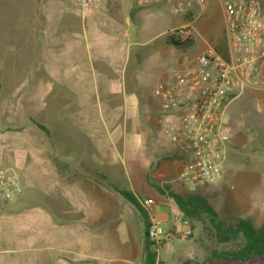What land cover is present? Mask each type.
Wrapping results in <instances>:
<instances>
[{
    "label": "crops",
    "instance_id": "crops-1",
    "mask_svg": "<svg viewBox=\"0 0 264 264\" xmlns=\"http://www.w3.org/2000/svg\"><path fill=\"white\" fill-rule=\"evenodd\" d=\"M36 3L37 11L25 12L20 27L26 42L35 45L34 61L26 64L23 54L8 78L0 76V151L9 154L8 167L30 172L27 184L35 189L20 209L11 206L24 199V191L0 208L8 219L0 223V264L193 260L192 238L174 234V216L182 211L173 194L191 193L178 178L183 155L161 130L163 110L154 91L220 39L205 36L203 49L173 46L168 34L176 27L163 13L170 9L163 2L111 0L89 10L73 0ZM216 8L198 9L196 31L211 26ZM253 91L260 114L264 90ZM231 141L238 149L239 142ZM124 192L140 202L152 200L143 208L147 217ZM141 214L145 226L151 216L162 220L160 243L143 231Z\"/></svg>",
    "mask_w": 264,
    "mask_h": 264
},
{
    "label": "built area",
    "instance_id": "built-area-1",
    "mask_svg": "<svg viewBox=\"0 0 264 264\" xmlns=\"http://www.w3.org/2000/svg\"><path fill=\"white\" fill-rule=\"evenodd\" d=\"M83 10L109 0H73ZM141 5L166 3L175 14L190 16L178 34L195 35L198 9L216 5L224 15L225 57L212 45L196 64L184 67L174 78L155 89L162 115L159 123L173 149L186 160L179 180L195 186L213 182L224 173L231 131L224 118L229 101L245 88L264 90V0H137ZM23 192L18 171L0 167V208L15 201ZM140 202V201H139ZM143 208L151 199L140 202ZM174 234L188 239L193 234L189 219L174 216ZM165 235L162 220L151 216L148 236L160 243Z\"/></svg>",
    "mask_w": 264,
    "mask_h": 264
},
{
    "label": "rangeland",
    "instance_id": "rangeland-1",
    "mask_svg": "<svg viewBox=\"0 0 264 264\" xmlns=\"http://www.w3.org/2000/svg\"><path fill=\"white\" fill-rule=\"evenodd\" d=\"M27 1L0 0V76L2 79L8 78L7 75L12 73L14 63L21 59L24 60L23 54H27V57L30 55L29 58H25L26 64H31L35 58V52H32L35 45L29 41L26 42L20 31L21 24L26 18L25 12L30 13L33 9L35 13L38 8L36 0H29L26 4ZM125 1L128 2V0ZM163 13L168 18L171 27L177 29L187 24L182 15L175 14L168 8H165ZM147 14L144 13V15ZM210 20L212 22L208 28L203 25L198 26V31H195V43L191 49L205 48L204 38L206 37L211 41L219 38L221 44L228 46L223 36L224 15L218 7L212 13ZM150 22L154 23L152 20ZM23 42L25 53L20 48ZM12 49H17V52L13 53ZM176 70L175 74L182 68ZM255 95L252 88H245L227 105L224 118L229 122L232 141L234 137L236 144L239 142V145L238 149L233 150L228 144L223 175L202 186L182 182L186 192L190 191L208 199L219 212L225 225H234L240 217L251 218L255 224L264 221V140L262 139L264 137V112L259 114L255 111V105L258 103ZM243 117L246 119L245 127ZM25 120L26 118L23 117V121ZM240 124L243 127L241 131L238 130ZM185 160L183 156L182 162ZM10 162L9 154L0 151V167H8L11 165ZM17 171L23 191L27 193L21 202L17 200L11 207L20 209L24 203L32 200L35 189L27 184V180L30 181L31 178L30 172L18 168ZM141 217L143 218L142 214ZM5 218L6 216H0V223L6 222L7 218ZM21 224L22 220L19 216L20 232L23 229ZM192 227L193 261L201 263L207 260L215 250H229L238 246L234 242H219L208 217L196 221ZM143 231H146L144 218ZM172 243L176 246V242L172 241ZM212 264H264V256H253L248 261L215 258Z\"/></svg>",
    "mask_w": 264,
    "mask_h": 264
},
{
    "label": "trees",
    "instance_id": "trees-1",
    "mask_svg": "<svg viewBox=\"0 0 264 264\" xmlns=\"http://www.w3.org/2000/svg\"><path fill=\"white\" fill-rule=\"evenodd\" d=\"M168 41L173 46L186 50L194 44L195 39L194 36L183 38L178 34L177 30H174L169 32ZM216 48L221 54L228 57V46H226V44L220 43ZM33 121L39 128L48 134L47 129L43 125L37 123L35 120ZM124 194L137 206L143 216L147 217L146 211L143 209L138 199L128 192H124ZM173 197L178 203L182 214L185 218L190 220L191 224L196 223V221H199L203 217H208L219 242H234L238 244V246L233 249L213 251L212 255L201 263L187 260L183 264H212L215 258L248 261L253 256H264V221L260 224H255L251 218L240 217L234 225H225L219 212L205 197L194 193H174ZM148 228L149 221L147 220V236ZM154 253L155 251L149 252L152 256Z\"/></svg>",
    "mask_w": 264,
    "mask_h": 264
}]
</instances>
